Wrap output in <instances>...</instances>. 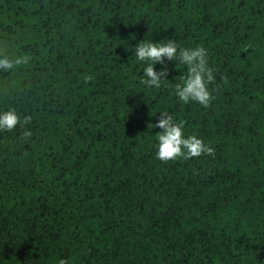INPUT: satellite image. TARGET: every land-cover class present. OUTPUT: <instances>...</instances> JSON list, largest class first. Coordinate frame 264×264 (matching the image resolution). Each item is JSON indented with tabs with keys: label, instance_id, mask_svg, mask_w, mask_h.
I'll return each mask as SVG.
<instances>
[{
	"label": "trees",
	"instance_id": "trees-1",
	"mask_svg": "<svg viewBox=\"0 0 264 264\" xmlns=\"http://www.w3.org/2000/svg\"><path fill=\"white\" fill-rule=\"evenodd\" d=\"M166 39L207 49L208 108L178 61L141 84ZM0 53L31 57L0 112L32 118L0 131V264H264V0H0ZM162 112L214 155L159 161Z\"/></svg>",
	"mask_w": 264,
	"mask_h": 264
},
{
	"label": "clouds",
	"instance_id": "clouds-1",
	"mask_svg": "<svg viewBox=\"0 0 264 264\" xmlns=\"http://www.w3.org/2000/svg\"><path fill=\"white\" fill-rule=\"evenodd\" d=\"M167 42H144L141 41L135 47V56L138 61L145 62L143 69L144 78L141 84L147 87L159 88L161 80L167 75L165 59L178 61L186 68V75L181 77V83L175 84V94L180 101L187 104L195 101L204 108H208L214 99L209 90V85L215 80V70L209 67L208 52L204 47L183 48L179 47L175 40L166 39ZM31 57L28 55L17 56L10 59L6 54L0 53V70L12 71L18 66L27 65ZM161 64V70L156 71L154 66ZM91 76L85 80L90 81ZM165 80V79H164ZM31 116H24L23 119L14 109L0 112V131H13L18 125L24 127L31 122ZM152 128L161 129L157 133L158 150L156 158L162 163L183 158H197L201 155H214L213 147L204 143L195 135L185 138L184 125L176 123L167 112L160 113V118ZM30 131H23L21 138L27 140L31 136ZM58 264H68L65 259H60Z\"/></svg>",
	"mask_w": 264,
	"mask_h": 264
}]
</instances>
